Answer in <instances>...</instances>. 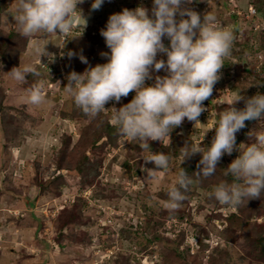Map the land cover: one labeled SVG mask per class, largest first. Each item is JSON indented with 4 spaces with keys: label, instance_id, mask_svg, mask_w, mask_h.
<instances>
[{
    "label": "rangeland",
    "instance_id": "obj_1",
    "mask_svg": "<svg viewBox=\"0 0 264 264\" xmlns=\"http://www.w3.org/2000/svg\"><path fill=\"white\" fill-rule=\"evenodd\" d=\"M93 2L76 6L87 20L82 35L77 21L78 28L64 36L25 37L14 19L17 0H0V264H264V190L260 198L238 206L221 205L209 196L218 183L232 182L224 169L239 151L223 155L215 175L207 179L193 176L199 154L183 163L181 155L185 143L210 146L217 113L237 93L264 94V0L182 5L201 18L214 14L235 40L212 96L203 103L208 110L198 119L204 125L185 118L170 133V142H149L152 153L170 157L168 169L151 179L142 171L155 169L144 162L148 150L118 133L110 124V111L87 117L63 87L70 72L82 74L108 62L101 55L110 50L100 31L110 15L143 6L151 18L153 2L103 0L92 10ZM33 39L48 44L45 50L53 61L41 57L45 66L40 65ZM163 43L168 46L167 38ZM69 51L76 55L69 58ZM161 59L166 56L158 54ZM19 65L35 66L40 75H28L24 83L6 75ZM150 75L146 87L167 73L150 70ZM36 85L45 95L40 105L27 101V89ZM134 96L130 92L105 109L119 108ZM245 125L236 133L237 146L255 142L248 134L264 130V117ZM180 167L193 183L180 207L170 209L167 192Z\"/></svg>",
    "mask_w": 264,
    "mask_h": 264
},
{
    "label": "clouds",
    "instance_id": "obj_2",
    "mask_svg": "<svg viewBox=\"0 0 264 264\" xmlns=\"http://www.w3.org/2000/svg\"><path fill=\"white\" fill-rule=\"evenodd\" d=\"M152 2L151 18L143 6L110 15L105 28L100 31L110 50L101 55L108 62L89 67L82 74L70 72L63 87L74 105L87 117L96 118L110 111V124L118 133L148 150L144 162L152 163L155 169L142 168V171L150 179L156 172L168 169L170 157L152 153L149 142L161 143L165 139L170 142V133L180 127L185 118L194 125H204L198 119L208 110L203 103L212 96L235 40L233 31L222 25L214 14L207 12L201 18L197 12L182 7L192 0ZM81 3L83 0H17L14 19L20 34L25 37L36 34L64 36L78 28L77 21L81 22L82 35L87 20L76 7ZM102 3L103 0H94L91 9L98 10ZM177 16L181 18L177 20ZM185 16L187 19L183 18ZM164 38L169 41L167 47ZM31 43L40 65L45 66L41 57H51L53 61L54 57L45 50L48 44L38 39ZM158 54L165 55L166 60H157ZM67 55L71 58L76 53L69 51ZM78 58L87 64L83 55ZM150 70H164L167 75L157 76L154 85L146 87L145 81L152 79ZM6 75L24 83L28 75L39 76L40 73L35 66L19 65ZM130 92L135 96L129 103L105 109L107 103H119ZM27 101L32 105L45 101L41 85L27 89ZM241 101L244 107L236 108L235 104ZM261 117H264V94L257 92L245 97L237 93L228 107L217 113L210 146L202 147L201 141L195 146L185 143L181 148L182 163L193 155H200L196 165L198 171L193 176L205 179L215 175L216 165L223 155L239 151L240 155L224 169L225 176H231L232 182H220L209 193L210 198L221 205L238 206L262 195L264 130L248 134L255 141L250 145H236V133L245 128V122L259 121ZM192 183V177L180 167L174 185L167 192V207L179 208Z\"/></svg>",
    "mask_w": 264,
    "mask_h": 264
},
{
    "label": "built area",
    "instance_id": "obj_3",
    "mask_svg": "<svg viewBox=\"0 0 264 264\" xmlns=\"http://www.w3.org/2000/svg\"><path fill=\"white\" fill-rule=\"evenodd\" d=\"M248 10L250 11V12H253L254 11V9H253V5H250L249 7H248ZM237 14H240V12H237ZM76 24V22L73 24V26Z\"/></svg>",
    "mask_w": 264,
    "mask_h": 264
},
{
    "label": "crops",
    "instance_id": "obj_4",
    "mask_svg": "<svg viewBox=\"0 0 264 264\" xmlns=\"http://www.w3.org/2000/svg\"><path fill=\"white\" fill-rule=\"evenodd\" d=\"M27 205H30V203H28ZM16 209H19V208H16Z\"/></svg>",
    "mask_w": 264,
    "mask_h": 264
}]
</instances>
